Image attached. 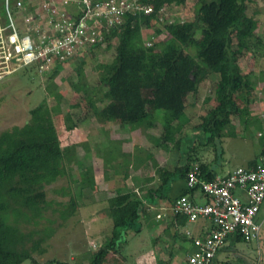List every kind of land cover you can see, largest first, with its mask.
Wrapping results in <instances>:
<instances>
[{
	"label": "trees",
	"instance_id": "16d2710c",
	"mask_svg": "<svg viewBox=\"0 0 264 264\" xmlns=\"http://www.w3.org/2000/svg\"><path fill=\"white\" fill-rule=\"evenodd\" d=\"M141 1L150 5L152 11L147 15L129 14L118 32L113 31L106 36V42L116 39L115 54L109 64L97 65L98 85L90 88V93L92 96L96 90L104 88L101 100L108 102L103 108L105 118L144 131L153 129L159 120L163 141H168L174 132L182 131L185 137L186 97L195 95L200 84L215 75V105L201 117L196 127L189 128L193 132L190 143L195 140L200 146L211 142L219 144L223 132L232 128L231 121L235 117L243 127L250 126L252 120L247 115L253 82L239 61L249 54L255 62L264 53V40L255 32L257 22L246 14L251 0H195L192 18L167 24L165 39L149 47L144 44L142 28L157 23L163 6L184 5L188 0ZM154 31L160 33L159 29ZM100 45L98 43L91 50ZM91 50L89 52L93 55ZM68 63L54 67L51 76L55 77L56 72ZM78 63L79 68L83 60ZM260 77L264 80V72ZM51 86L53 90L49 96L58 104V87L53 82ZM91 96H86L89 103ZM260 138L258 157L264 155V134ZM60 142L46 98L29 110V118L22 126L0 132V264H20L25 258L32 264H38L20 250L27 233L20 229L18 221L24 220L25 225L45 219L47 200L44 188L68 172L66 164L70 160L64 158L66 151ZM179 142L177 140V144ZM79 160L77 157L72 160L79 168L78 188L91 189V168L83 166ZM192 161L190 157L181 162L178 160L171 170L158 167L156 175L159 182L154 190L149 189L148 195L159 194V191L162 197H166L170 183L178 177L186 186L188 170L194 163L203 179L210 181L214 178L208 162L198 158L196 162ZM194 191L199 192L196 188H186L178 197ZM106 203L112 231L108 241L93 253L89 264H102L109 255L119 251L121 244L125 243L126 232L140 230L142 198L135 192L117 191ZM76 208L75 198L70 199L63 214H72ZM5 212L14 216L12 224H7L2 218L1 214ZM170 219L174 234H177V225L183 224L186 218L170 215ZM233 237L240 239L237 235ZM42 251L38 249L39 253Z\"/></svg>",
	"mask_w": 264,
	"mask_h": 264
},
{
	"label": "rangeland",
	"instance_id": "374dc122",
	"mask_svg": "<svg viewBox=\"0 0 264 264\" xmlns=\"http://www.w3.org/2000/svg\"><path fill=\"white\" fill-rule=\"evenodd\" d=\"M194 2L195 0H188L184 5L163 6L159 12L157 23L154 26L142 28L141 34L144 44L149 47L153 43L165 39L167 24L191 19ZM156 29L160 30L159 34L155 33L154 30ZM259 31L264 34V26ZM115 44L116 39L114 38L101 44L99 48L91 50L93 55L88 52L79 68L78 62L80 60L69 61L61 70L56 72L55 77H52L51 73L39 75L36 68L29 65L18 69L0 81V132L14 126H22L29 118V110L46 98L52 113L53 123L61 140V147L66 151L64 158L70 160L66 164L68 167L67 175L44 188L47 200L43 216L45 219H37L31 223L26 222L28 224L25 225L24 220L20 219L18 221L20 229L27 233L26 241L20 250L24 251L22 253L30 255L38 264H89L93 253L104 242L108 241L112 225L106 200L114 196V190L121 183L128 181V175L126 176L128 173H126V170H122L124 168L121 167H117L115 170H112V168L107 170L105 166H112L115 160H111L110 157L102 158L101 156L105 154H102L103 148L96 153L94 148L91 147L95 142L102 143L103 146L105 133L109 132L124 136L126 142L125 140L124 142L120 141L121 145L127 146L129 152L132 151L130 158L116 159L120 166H129L132 163L131 159L136 158L135 160L138 161L141 159L139 156L143 157L145 153L148 154L144 158L146 166H155L152 159L156 160L158 158V164L160 162L163 168L167 166L174 168L178 160L181 162L186 157H190L193 160L192 162H196L197 158L204 162L213 161L215 156L219 162L221 160L219 145L216 142L208 143L206 146H200L195 140L190 143L193 132L189 129L196 127L201 122V117L215 105L213 99L216 83L215 75H211L208 81L203 82L195 95L188 94L186 97L184 113L187 123H185L184 129H187V132L184 133L185 137H183L182 131L174 132V134L171 133L168 141H163L161 139V121L159 120L156 121L153 129L144 131L141 128L134 129L129 125L105 118L103 108L108 102L101 100L104 88L96 90L92 96L90 88H95L98 85L97 65H106L112 61L115 54ZM155 52H157L156 48ZM239 62L244 71H252V69L256 70L257 68L256 64L255 66L252 65L254 61L249 55L240 59ZM77 74H82V76L78 77ZM250 77H252V74ZM259 78H261L260 75ZM52 82L58 87L57 94L60 100L58 104L49 96L50 90H53ZM255 89L254 85L252 103L250 102L249 109L252 108L253 114L264 118L263 107L258 102V98L263 101L264 96L262 90ZM89 94L91 96L90 103L89 100L86 101V96H89ZM254 98H256L255 101ZM159 114L162 115V113ZM231 124H238V127H243L236 117L232 119ZM249 127L248 129L255 131L254 138L256 144L259 145L261 138L256 132L257 126L252 123ZM107 136H109L108 133ZM118 138L119 136L115 140H119ZM177 140H180L179 144H177ZM240 145L234 140H226L224 157L228 158L230 165L240 164L244 153L247 155L255 152V147L249 152L248 149L244 150ZM135 146H141L143 150L133 153ZM109 151V155L113 153L112 148ZM76 157L80 159L79 161L83 166H90L91 168L93 176L91 189L89 187L82 190L78 188L79 168L78 165L72 162ZM193 165L197 164L194 163ZM157 168L158 165L154 170L151 167L148 168L147 173L144 171L143 173L146 176L154 174L157 177ZM121 177H125V181ZM173 184L181 186L183 180L178 177L173 181ZM172 192L174 193L175 190L173 189ZM74 198L77 204L75 212L63 214L69 200ZM1 216L7 224L14 222V216L9 212H5ZM95 222L96 226H94ZM156 226L153 227L146 219L141 220L140 230L136 233L126 232L123 238L125 243L121 244L116 254L109 255L102 264H139L143 255L147 260V254L149 257V254L152 255V253L154 257H160L161 264H166L164 256L169 250L167 244L171 237L168 233H165L164 238L163 234L154 238L152 228L155 230ZM161 229L162 227H160L159 233H162ZM162 238L165 239L166 246L162 243L159 249H154L155 245H158L156 241L159 239L163 241ZM121 240L122 238L119 239V243H121ZM244 243L239 241L238 246L241 247ZM38 249H43V251L39 253ZM254 254H257V252L252 253V257ZM261 255L264 257V250H262ZM251 261V264H253L255 260L252 259ZM21 263L32 264L27 258ZM245 264H250V261L247 260Z\"/></svg>",
	"mask_w": 264,
	"mask_h": 264
},
{
	"label": "built area",
	"instance_id": "2783aa9c",
	"mask_svg": "<svg viewBox=\"0 0 264 264\" xmlns=\"http://www.w3.org/2000/svg\"><path fill=\"white\" fill-rule=\"evenodd\" d=\"M152 8L141 0H0V81L33 65L39 75L71 60H83L106 36L118 32L129 14L147 15ZM186 188H196L206 202L188 196L157 209L155 218L183 216L187 222L206 219L211 230L193 240L184 264H219L218 250L228 237L256 240V215L264 203V155L251 167H235L207 181L197 165L190 166Z\"/></svg>",
	"mask_w": 264,
	"mask_h": 264
},
{
	"label": "crops",
	"instance_id": "0c3cea01",
	"mask_svg": "<svg viewBox=\"0 0 264 264\" xmlns=\"http://www.w3.org/2000/svg\"><path fill=\"white\" fill-rule=\"evenodd\" d=\"M246 14L252 18H254L257 22V27L255 32L258 36L262 37L264 40V34H261L262 26H264V0H251L247 4ZM249 55V54H248ZM246 57V56H245ZM249 57H251L249 55ZM248 58V57H247ZM240 64V62H239ZM257 66L256 70L252 71H245L247 73H250V76L252 74V77L250 78L253 82V87L255 85L256 89L262 90L263 96H264V80L259 79V75L264 72V53L263 56H261L258 60L252 63V65ZM241 66V65H240ZM242 68V67H241ZM244 70V68H242ZM255 69V67H254ZM255 71V72H254ZM255 75L253 76V74ZM211 76H209L205 81H208ZM255 77V79H254ZM217 79V76H216ZM203 82L201 84H203ZM260 86H259V84ZM200 84V85H201ZM260 87V88H259ZM255 89V90H256ZM256 98H254V101ZM252 103V100L250 101ZM258 102H260L261 106L263 107V116H264V98L262 99L258 98ZM251 105V104H250ZM252 108L248 109V115L249 119L252 120V123H254L257 126L256 132L260 135V137L264 134V118L261 116H257L253 114L251 111ZM121 125V124H119ZM239 125L234 124L232 125V128L225 130L223 132L222 138L219 140V151H220V162L217 160V157H214L213 161H209L208 164L209 170L211 171L212 175L214 177L216 176H223L233 170L235 167H251L255 163V161L258 158V154L260 152V145L256 144L255 140V131H251L249 126L248 127H238ZM127 129V128H125ZM108 131V130H107ZM123 131V130H122ZM107 133L109 136H107ZM105 133V142L102 146V143H93L91 145L92 148H94L95 152L98 153L99 149H102V154L105 153L102 158H108L110 157L111 160H115L112 166H105L107 170H115L117 167L124 168L122 170H126V176L128 175V181L121 183L117 189L114 190V195L116 194V190L118 191H133L135 192L139 197L142 198V215L141 220H147L150 224L156 226L157 228L154 230L152 236L154 238L161 236L163 234V238L165 237V233H168V235L171 237V240L167 244L169 246V250L166 252V256H164V261L166 264H184L186 256L193 250V240L198 237H202L206 235L211 230V224L209 220L206 219H199L195 222H187L185 221L180 226L177 225V234H174V228H173V222L170 219L169 214H167L165 217H163L160 220H157L155 218L157 209H161L162 207L168 206L175 198H177L183 191L186 190L185 182L183 180V184L181 186H175L173 182L170 183L169 189L165 192L166 197H162L163 194L158 191L159 194H154L153 196H149V189L154 190L156 188L159 180L158 177L154 176V174H146L143 173L146 172L148 168L153 167V170L158 165V167H162L160 165V162L158 164L159 159L156 158L152 159V162L155 166H146L145 163V157L148 156V154H144L143 157H140L138 161L135 160L136 158L131 159L132 163L129 164V166H120L118 161L116 159L118 158H125L129 157L132 153L128 151L127 146L121 145L120 141L124 142V136L122 135H116L115 133ZM118 133V130H117ZM119 136V140H115L116 137ZM234 140V142H237L238 144H241L244 148V150L248 149L249 152L253 148L255 149L254 153H248L245 155L243 154V160L240 162V164L236 163L235 165L231 164L228 158L224 157V151H225V142L226 140ZM126 142V140H125ZM123 144V143H122ZM102 146V147H101ZM255 147V148H254ZM112 148V152L109 153V149ZM135 149H133V153L135 151H142L143 148L141 146H135ZM142 149V150H141ZM104 150V152H103ZM240 150V148H238ZM95 153V155H97ZM112 156H114L112 158ZM101 158V159H102ZM130 158V157H129ZM151 164V165H153ZM115 165V166H114ZM167 169H172V167H166ZM154 173V172H153ZM125 175V174H123ZM97 177V176H96ZM123 181H125V177H121ZM97 182V180H95ZM175 190L173 193L172 190ZM187 196L194 202L198 204H203L206 202L205 198L201 196V194L197 191L187 193ZM151 220V221H150ZM256 221L260 225V231L258 238L256 240H253L251 242H243L244 244L239 247L238 243L239 241H242V239H237L236 237L231 236V238L227 239L224 246H222L218 252L215 255V259L218 261L219 264H245L247 260L250 261V264H262L264 262V257H262V250H264V203L260 207L257 215H256ZM96 222L94 223V226H96ZM160 227H162V233H159ZM151 229V230H152ZM158 232V233H157ZM160 234V235H159ZM153 238V239H154ZM162 238V239H163ZM153 241V240H152ZM158 245L154 247V249H159L161 244L164 243L166 246V241L163 239H159L156 241ZM257 252V254H254L252 257V253ZM163 259V257H161ZM160 262V257H154V254L152 255L147 254V260L145 256L143 255L140 258L139 264H158ZM237 262V263H236ZM38 263V262H37ZM22 264V263H20ZM42 264V263H41ZM264 264V263H263Z\"/></svg>",
	"mask_w": 264,
	"mask_h": 264
}]
</instances>
